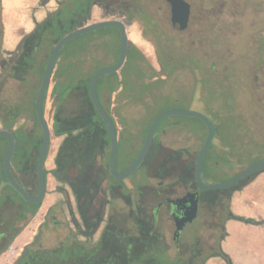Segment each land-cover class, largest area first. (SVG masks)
I'll use <instances>...</instances> for the list:
<instances>
[{
  "label": "rangeland",
  "instance_id": "obj_1",
  "mask_svg": "<svg viewBox=\"0 0 264 264\" xmlns=\"http://www.w3.org/2000/svg\"><path fill=\"white\" fill-rule=\"evenodd\" d=\"M65 1L0 0V24L3 27L0 35V76L4 74L6 63L19 52L26 34L57 12ZM141 1L142 10L129 24L122 17L115 15L100 14L91 19L102 21L110 18L125 23L129 43L139 49V52L133 51L134 56L140 59L138 68L149 85L150 96L155 100L151 103L149 96L142 103H138L129 93L128 103L121 110L125 114V135L130 139L128 142L130 155L139 148L144 123L153 115L169 109H188L205 114L218 125L222 123L220 134L218 133L211 142L214 151L224 153V149H228L233 141L236 143V158L230 162L233 168L229 169L224 165L218 168L221 176H224V173L232 175L249 166L250 154L253 152L258 154L259 150L264 148V0H186L192 6V16L187 29L183 32H177L171 26L169 0ZM92 11L97 12L95 8ZM22 30L25 31L23 35L20 34ZM75 41L64 44L65 51L69 50ZM98 46L100 49L103 48L102 45L95 43L90 49L91 54L84 56L95 59V70L110 66L113 62V58L96 57ZM85 53L83 50L81 55ZM89 64L86 62L82 68H87ZM123 70L131 75L134 71L133 63L127 64ZM122 73L118 70L113 76L122 78ZM105 77L107 78L108 74L103 75V78ZM28 79L25 85L9 77L0 84V93L9 102L26 106L25 115L18 119L15 126L41 135L40 126L34 119L30 105V98L33 95L31 89L37 86L38 81L32 77ZM131 83L130 81L129 84ZM52 84L53 76L44 102V115L49 126L53 105L50 95ZM116 100L119 98L114 96V101ZM148 103L151 104L146 107L143 105ZM166 118L169 120L157 133L163 146L162 152L168 154L176 150L178 155L184 156L187 160L194 158L205 135L201 123L188 116L170 115ZM175 119L189 120L192 126L179 124ZM0 128H3L1 121ZM59 141L60 138L51 132L44 162L48 170L54 166L53 158ZM4 147L5 140L0 138V152ZM260 154H264V151ZM0 175V185H7L2 178L1 170ZM254 178L233 191L229 197L231 215L245 220L235 217L225 219L221 206L214 213L210 212V209L200 210L196 220L185 227L187 234L195 233L198 241L205 240L210 245L208 247L216 250L225 221L224 253L230 259V264H264V179ZM123 182L130 191L131 205L130 202L125 205L118 199L114 201L115 204L109 211L114 215L126 217L124 212L128 208L139 207V210L132 211V219L127 218L125 222L126 227H131L128 234L131 232L138 234L140 230L138 228L142 227L134 226V218H137L138 223H142L139 217L150 216L149 211L155 204L151 197L153 191L159 182L166 184L170 180L149 176L142 167H139L135 174ZM137 184L143 186L142 194L139 196L134 192V186ZM183 189L184 186L177 184L172 192L180 193ZM12 191L19 198V194L13 189ZM252 194H257L258 197L251 200ZM68 202L73 204L71 192L68 189L66 194L58 192L57 182L48 173L46 193L37 212L18 227L19 232L8 245L11 248L0 256V264H6L17 255L22 246L33 240L38 224L47 208L51 206L57 223L48 220L49 224L41 242L48 248H53L67 235L71 236L76 232L70 212L67 210ZM109 211L106 210L94 239L107 221ZM151 225L158 238L156 244L158 246L164 244L161 247L163 253H158L157 257L170 261L169 258L172 259L171 257H175L177 253L176 246L171 240L173 229L171 219L159 214L155 223L151 220ZM76 238L82 240L80 236ZM163 249L167 250L170 256ZM213 257L220 259L218 260L220 264H228L217 254Z\"/></svg>",
  "mask_w": 264,
  "mask_h": 264
},
{
  "label": "trees",
  "instance_id": "obj_2",
  "mask_svg": "<svg viewBox=\"0 0 264 264\" xmlns=\"http://www.w3.org/2000/svg\"><path fill=\"white\" fill-rule=\"evenodd\" d=\"M132 17L133 16L130 15L128 19H131ZM46 24L47 22H43L37 26L38 32L36 36L34 31L26 34L21 42L22 44L24 43L25 48L19 52L17 63L6 65L4 71V81L7 78L12 77L26 85L29 81L28 78L32 77L37 79V86H34L35 88L33 87L31 89V91H33L31 94L33 93V95L30 98V105L36 123H38V121L34 111V100L42 80L45 63L54 44L63 35L70 32V27L68 26L62 28L60 26L53 33L48 32ZM103 33V30L92 31L83 35L86 37L83 42L80 41L81 38L78 39L81 36H77L66 42L65 45L78 39V41L72 42L69 50L65 51V45L60 49L51 75L53 76V84L50 90V95L52 97L53 105L50 115V129L54 136L60 138V141L53 158L54 166L49 170L44 166V177L47 181V174L50 173L57 182V191L61 194H66V189L71 192L73 204L68 202L67 210L70 212L71 221L76 228V232L72 233L71 237L77 235L91 237L104 220L106 210L108 209L109 211L108 205H114V201L124 199L126 202H130L131 205L129 199L130 191H128L127 186L123 181L114 179L109 173L108 157L110 141L108 132L100 115L93 106L89 95V81L93 73L96 71L94 69L95 59L93 58V61V59L84 56H89L91 54L89 50L95 45L94 38L104 35ZM106 46H111L112 48L115 47L116 52L115 57L112 60L113 64L119 53V35L117 34V40L115 43L110 41L107 42ZM83 50H85L86 53L82 56L81 52ZM133 51L139 52V49L134 44L129 43L126 59L122 67L119 69L123 72L122 78L119 76H113L116 75V71L109 73V78H103V76H101L96 84L97 96L102 106L108 112L118 135V152L116 159L117 172H122L136 157L141 148L150 122L158 113H160L157 112L144 123L141 144L135 153L130 155L128 151V142L130 139L125 135V114L121 110L126 107V104L128 103L127 99L129 93L135 97L133 99L138 103H142L151 94V91L148 90L149 85L146 83L145 76H143L138 68V60L140 59L134 56ZM57 60L59 61L58 63ZM86 62L90 63L89 66L87 68H82ZM130 62L133 63L134 67V71L131 73L132 76L126 72V70H123ZM92 68L94 69L93 71L91 70ZM130 81L132 82L131 84H129ZM102 84L105 87L106 95L110 100V103L116 102L111 109L106 107L101 99L100 87ZM138 84H141V86ZM46 95L47 91L43 98V111ZM114 96L118 97L119 100L114 101ZM148 99L152 100L151 103L155 101L152 96ZM151 103L143 105L146 107ZM25 111L26 106L24 107L20 103L9 102L5 96H1L0 93V121L3 128L9 129L13 132L16 151L19 147H22L25 144H29L25 145L27 147L30 146L39 149L41 143V135L33 133L27 136L25 135L26 131L21 126H15L18 119L25 115ZM191 118L201 123L203 126L201 127L205 130L206 135L205 125L199 119L194 117ZM167 120L169 119L165 117L156 127L148 151L132 175L137 172L139 167H142L144 172L149 176L157 179L170 180L169 184H171V186L181 184V186L185 187V185H191V182L194 181V162L196 156L187 160L184 156L178 155L176 150H173L168 154L162 152L163 146L157 137V133L161 130ZM176 121L179 124L192 126V122L189 120L177 119ZM212 122L214 123V121ZM221 127L222 123L219 125L214 123L215 136L218 133L220 134ZM205 135L202 139L201 145ZM4 140L5 147L4 150L0 152V170L2 172L3 180L7 182L2 169V159L7 144L5 138ZM235 144L236 143L233 141V144H231L228 149H224V153L214 151L213 143L210 144L202 162L201 176L203 180L221 182L231 178L237 173L235 172L232 175L224 173V176H221V174L218 173V168H221L223 165L229 169L233 168L230 166V162L232 163L236 158ZM263 151L264 148L259 150L258 154L254 152L250 154L251 162L249 165L263 160L264 154H260ZM46 156L47 153L45 159ZM17 161L18 157L15 154L14 157H12L11 163L17 164ZM255 175L257 174H252L243 178L227 189L211 190L210 193L218 195V198L212 201L202 202L201 210L210 209V212L214 213L216 209L222 206L221 211H223L225 219L235 217L242 220L243 218L241 217L231 215L229 210V197L233 191L248 183L255 177ZM134 187V192L137 196L141 195V189L143 186L137 184ZM23 202L25 205L24 207H28L30 211V217L37 212L41 204V202L29 203L24 200ZM137 209L139 210V207L133 208L131 206L129 211H127L129 212L127 214L128 217H126L132 219V211ZM140 211L144 212V210ZM112 214V211H109L106 222L112 223V225L114 224L113 226L116 227L113 236L110 235V239L117 250L116 257L118 263L123 262V260H128V258H126L128 252V250H125L126 246L133 247L131 257L133 262H138V260L141 261L142 259L148 261L149 264H174L176 262L169 257L170 261H167V258L159 259L157 257L158 253L163 252L161 249L162 246L156 245L158 238L152 230L151 216L139 217V220L142 221V223H138L137 218H134V226L144 227L145 229L139 230V232H137L138 234H132L133 232L128 234L127 232L126 236L125 233L127 230L123 232L120 228L126 225L125 221L127 218L125 219L123 215ZM19 229L20 228L15 231L3 248H5L6 245H9L13 237L19 232ZM217 255L221 256L224 261L230 264V259L221 251L220 247Z\"/></svg>",
  "mask_w": 264,
  "mask_h": 264
},
{
  "label": "flooded vegetation",
  "instance_id": "obj_3",
  "mask_svg": "<svg viewBox=\"0 0 264 264\" xmlns=\"http://www.w3.org/2000/svg\"><path fill=\"white\" fill-rule=\"evenodd\" d=\"M188 2V1H187ZM189 3V2H188ZM190 4V3H189ZM143 2L140 0H66L63 2V6L55 13L51 14L45 22H47L48 32H54L60 26L62 27H70L69 31L85 26L94 22H98L100 20H91L94 16H99L100 14L104 15H115L120 16L124 19L128 24L132 22V19L142 10ZM89 7V9H87ZM94 8L97 10L96 13H93ZM169 13H170V4H169ZM133 16L131 19H128L129 16ZM192 16V6L190 4V13L189 20ZM107 20H111L110 18ZM90 22V23H87ZM82 23H86L85 25H81ZM171 23V21H170ZM187 24V27H188ZM37 24L32 31L35 32V36L38 32ZM172 26V25H171ZM187 27L177 32H183L187 29ZM2 24H0V35L2 31ZM103 30L102 36L94 38V43H98V45H102L103 48L98 50V59L100 58H114L115 57V47L106 46L107 42L113 41L114 43L117 40L118 29L115 27H103L92 31ZM175 30V29H174ZM31 31V32H32ZM89 31V32H92ZM87 32V33H89ZM85 33L79 35L81 36L80 41H84L86 37H84ZM96 35V34H95ZM91 37V36H90ZM32 40V39H30ZM93 41V39H92ZM24 43L20 44L19 52L25 48ZM19 52L10 58V61L6 63L14 64L17 63L19 59ZM90 52V50H89ZM96 55V54H93ZM93 58V57H92ZM4 82V74L0 76V84ZM33 134L32 132H25V135ZM29 145V144H25ZM23 145L19 147L18 150L14 149L12 157L16 154L18 157L17 164L10 163L11 173H13V177L15 180L31 195L35 196L38 192V182L36 175V157L37 150L33 147H27ZM16 151V152H15ZM12 162V159H11ZM3 169V168H2ZM46 181V180H45ZM205 183H215L210 181H205ZM161 182V181H160ZM157 185L156 189L153 191L151 197L154 200V205L150 209V216L152 218V222L155 223L158 219V215L161 214L168 219H171L173 224V229L171 231V240L176 246L175 251L177 252L175 256L171 257L176 261L174 264H205V262L218 254L219 251V241L217 243L216 250H212L211 247H208L205 240L198 241L196 239L195 233L187 234L185 232V227L187 224L193 223L198 215L200 214L202 202L204 201H212L218 198V195L211 194V190H224V189H209V190H201L199 189L195 181L191 182V185H185L184 189L180 193L172 192L174 186L171 184L160 183ZM7 185H0V256L4 254L8 250V245L5 248L3 246L6 242L12 237L15 231L18 229L20 225H22L27 218L30 217V211L28 207H24V202L22 196L9 185L8 181ZM47 184V181H46ZM19 194L16 196L12 189ZM227 189V188H226ZM196 193L197 196V215L195 219H193L189 223H185L183 228L179 231V233L175 234V223H174V215L181 216L183 212L186 210L187 203H177L173 204L172 201L177 198L183 197L186 193ZM46 193V190H45ZM224 194V192H223ZM45 195V194H44ZM44 197V196H43ZM43 198L39 201L41 202ZM25 201V200H24ZM127 205V202L124 199H121ZM32 203V202H29ZM37 203V202H35ZM113 207L112 204H109L108 207ZM111 207V208H112ZM130 208L127 209L129 211ZM52 206L47 208L44 213L41 222L38 224L35 232V236L33 240L24 246L18 251L17 255L13 257L6 264H149L148 261L133 262L131 257L133 250L131 246H126L125 250L127 252L126 258L128 260H123V262L117 261V250L113 243L111 242L110 235L113 236L116 227L112 225V223L104 222L101 227L97 238H93L96 231L92 234L91 237H85L82 235H77L82 238V240H77V236H66L65 239L59 241L55 247L48 248L45 244L41 242L45 235V229L47 228L48 220L50 219L55 224V215L52 211ZM125 211L127 214L129 212ZM68 212V211H67ZM128 217V216H127ZM125 217V219L127 218ZM127 222V219L126 221ZM127 225V224H126ZM127 230V232L131 230V227L124 226L120 228V230ZM144 230L145 228H138V230ZM124 231V232H125ZM130 240V239H129ZM161 240V239H159ZM162 243V242H161ZM157 245V244H156ZM158 246V245H157ZM161 246H164L161 245ZM167 254V250L163 249ZM163 252V251H162ZM169 255V254H168ZM170 256V255H169ZM125 258V259H126Z\"/></svg>",
  "mask_w": 264,
  "mask_h": 264
},
{
  "label": "water",
  "instance_id": "obj_4",
  "mask_svg": "<svg viewBox=\"0 0 264 264\" xmlns=\"http://www.w3.org/2000/svg\"><path fill=\"white\" fill-rule=\"evenodd\" d=\"M170 4V21L172 28L178 31H182L187 27L188 20H189V13H190V4L186 0H169ZM103 27H115L118 29L119 35V53L116 61L106 67L99 68L96 70L91 79L89 81V95L92 101L93 106L95 107L96 111L100 115L109 136L110 141V150H109V157H108V170L110 175L116 179L123 181L124 179L128 178L140 165L142 160L144 159L150 143L153 139L156 127L160 123L162 119L170 115H178V116H188L194 117L199 119L206 127V135L203 140L202 145L200 146L195 162H194V181L196 186L201 190H209V189H226L237 182L246 178L252 174H259L264 171V159L253 163L239 172H237L231 178L215 183H205L201 176V169H202V162L205 156L206 151L208 150L214 136H215V129L214 123L203 113L188 110V109H169L158 113L153 120L150 122L147 132L145 134L143 143L141 148L133 159V161L125 168L122 172H117L116 170V159H117V152H118V135L116 128L105 108L102 106L97 93H96V84L98 79L106 74L118 71L124 61L126 59L127 48L129 45L128 36L126 33V26L125 23L121 20H102L98 22H94L85 26H81L71 30L70 32L63 35L53 46L51 49L47 61L45 63L44 72L42 76L41 83L39 85L35 100H34V111L41 129V143L40 147L37 152L35 167H36V175H37V182H38V192L35 196H31L13 177L10 169V163L12 159V155L15 149V137L12 131L6 128H0V137L6 139V149L2 159V168L5 175L6 180L8 181L9 185L13 187L27 202H39L46 190V181L44 177V159L47 153L49 143H50V135L51 129L50 126L45 118L42 103L44 95L47 91L51 74L53 71L54 63L56 61L57 55L62 48V46L69 40L83 34L87 33L92 30H96ZM256 176V175H255ZM173 204L177 203H187L186 210L183 212L181 216L174 215V223H175V234L179 233V231L183 228L185 223L191 222L195 219L197 215V196L196 193H186L183 197L177 198L176 200L172 201Z\"/></svg>",
  "mask_w": 264,
  "mask_h": 264
},
{
  "label": "crops",
  "instance_id": "obj_5",
  "mask_svg": "<svg viewBox=\"0 0 264 264\" xmlns=\"http://www.w3.org/2000/svg\"><path fill=\"white\" fill-rule=\"evenodd\" d=\"M25 33V31H21V33L20 34H24ZM115 94V93H114ZM100 96H101V99H102V101H103V104L106 106V107H108V108H110L111 109V107L113 106V104L114 103H110V100L107 98V95H106V90H105V87H104V85L102 84V86L100 87ZM112 99V98H111ZM259 177H263V179H264V171L263 172H261V173H259L258 175H256V177L254 178V180L255 179H258ZM251 196V200L252 199H256L257 197H258V195L257 194H252V195H250ZM226 223H225V221H223V225H222V233H221V235H220V238H219V245L221 246L220 247V249H221V251L222 252H224V225H225ZM218 260H220V259H216L215 257H211L209 260H207V262L205 263V264H220L219 262L220 261H218Z\"/></svg>",
  "mask_w": 264,
  "mask_h": 264
},
{
  "label": "built area",
  "instance_id": "obj_6",
  "mask_svg": "<svg viewBox=\"0 0 264 264\" xmlns=\"http://www.w3.org/2000/svg\"><path fill=\"white\" fill-rule=\"evenodd\" d=\"M9 249L11 248V246L8 247Z\"/></svg>",
  "mask_w": 264,
  "mask_h": 264
}]
</instances>
